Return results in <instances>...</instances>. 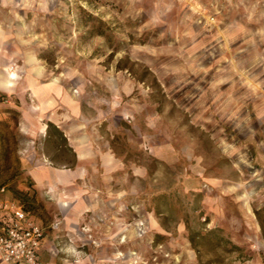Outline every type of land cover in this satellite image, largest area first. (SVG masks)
Wrapping results in <instances>:
<instances>
[{
    "label": "rangeland",
    "instance_id": "1",
    "mask_svg": "<svg viewBox=\"0 0 264 264\" xmlns=\"http://www.w3.org/2000/svg\"><path fill=\"white\" fill-rule=\"evenodd\" d=\"M0 33L16 73L0 89V182L59 257L264 264V0H0ZM29 52L70 106L44 135L29 131ZM75 130L84 176L36 184L40 165L76 166Z\"/></svg>",
    "mask_w": 264,
    "mask_h": 264
},
{
    "label": "crops",
    "instance_id": "2",
    "mask_svg": "<svg viewBox=\"0 0 264 264\" xmlns=\"http://www.w3.org/2000/svg\"><path fill=\"white\" fill-rule=\"evenodd\" d=\"M6 34L0 33V89H13L15 88L14 85V77H16V73L12 71H8L5 66V57H6V48L8 46H4L3 42L11 41L12 38H9L5 40ZM13 57L15 56H21V50L14 51L12 54ZM26 57H28L29 67L30 70L33 71L34 76L32 75L29 77V87L31 94L35 97L37 100L36 105V111L37 113L35 116L31 119H28L29 122H31V128H30V135H34L38 133H46L47 129V123L44 121L43 117H46L47 114H51V110L54 107H61V108H67V111H69V103L66 102V98H64L63 91L60 85L56 84L52 81H37V78L39 79L40 75L43 73L41 71V67L36 63L34 60V54L29 52L26 54ZM38 76V77H37ZM19 97V94H18ZM73 114H76V110L78 109L77 104H73ZM62 116V115H61ZM66 116H69V114H66ZM26 121H28L25 116L23 117ZM47 120L52 121L53 119H49L46 117ZM75 134H69L65 133L64 136L71 139L73 149L72 151L76 153V159L77 164L75 167H49V166H38L40 171L31 172V177L33 181H35L36 184H46L50 186V191L54 189V185L57 184H72L73 182H76L77 179L84 176L85 169L84 164L82 161H84L86 156V149H85V141L86 136L84 133H80V130H75ZM71 136V137H70ZM70 144L64 143L62 144V147H68ZM41 164V163H40ZM81 164V165H80ZM59 203L61 208L65 210V207H67L66 198L65 196L59 194ZM79 205V204H78ZM71 206V204H69ZM67 209V208H66ZM34 217V216H33ZM42 226L43 223L40 219L37 217H34ZM58 221V220H57ZM57 224H55L56 226ZM54 226L53 224L51 225ZM44 228V226H43ZM0 264H6L3 261L0 260ZM19 264H25V263H19ZM38 264H69L65 261V258L59 257L57 248L53 242H50L46 238V232L44 228V238L41 242V246L38 251Z\"/></svg>",
    "mask_w": 264,
    "mask_h": 264
},
{
    "label": "built area",
    "instance_id": "3",
    "mask_svg": "<svg viewBox=\"0 0 264 264\" xmlns=\"http://www.w3.org/2000/svg\"><path fill=\"white\" fill-rule=\"evenodd\" d=\"M43 226L0 182V260L6 264H38Z\"/></svg>",
    "mask_w": 264,
    "mask_h": 264
}]
</instances>
